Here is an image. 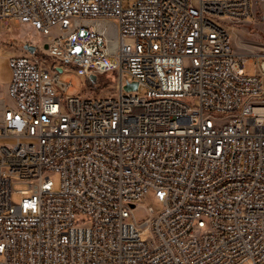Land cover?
<instances>
[{
  "label": "built area",
  "instance_id": "1",
  "mask_svg": "<svg viewBox=\"0 0 264 264\" xmlns=\"http://www.w3.org/2000/svg\"><path fill=\"white\" fill-rule=\"evenodd\" d=\"M253 16L254 0H0V41L10 22L47 37L7 60L0 264H264V54L232 35ZM74 68L118 95L71 94Z\"/></svg>",
  "mask_w": 264,
  "mask_h": 264
},
{
  "label": "rangeland",
  "instance_id": "2",
  "mask_svg": "<svg viewBox=\"0 0 264 264\" xmlns=\"http://www.w3.org/2000/svg\"><path fill=\"white\" fill-rule=\"evenodd\" d=\"M8 28H2L0 41V97H5L7 90V77L10 70L7 60L10 56L25 55L24 45L43 44L47 37L41 32L35 30L31 25H18L10 22ZM234 46L237 53L246 54L248 56L261 52L264 54V0H254V16L249 22L242 23L232 28ZM256 61V60H254ZM58 65V62L52 64ZM256 64L247 62L244 72L248 75L256 73ZM73 72L63 73L62 78H71L76 81V90L71 94L81 96L105 97L110 94L117 96L119 91L117 87L107 80L109 75L98 76L96 82L93 83L88 79L77 74L78 69H72ZM51 179L55 184L56 190L60 187V176L56 173L52 174ZM17 189H27L26 185H17ZM160 204L155 200L154 192L149 191L136 208H134V216L139 224L144 223L151 218L149 208L159 207Z\"/></svg>",
  "mask_w": 264,
  "mask_h": 264
},
{
  "label": "water",
  "instance_id": "3",
  "mask_svg": "<svg viewBox=\"0 0 264 264\" xmlns=\"http://www.w3.org/2000/svg\"><path fill=\"white\" fill-rule=\"evenodd\" d=\"M48 48V46L47 45H45V49H47ZM24 49L25 50H27V51H29L30 53H34L35 52V50H36V47L34 46V45H30V44H26V45H24ZM57 70L59 71V72H62V70L60 69V68H57ZM96 76L95 75H91L90 76V80L93 82V83H95L96 82ZM127 88V90H132V89H135L136 88V85H129V86H127L126 87ZM132 207H134V206H132Z\"/></svg>",
  "mask_w": 264,
  "mask_h": 264
},
{
  "label": "bare ground",
  "instance_id": "4",
  "mask_svg": "<svg viewBox=\"0 0 264 264\" xmlns=\"http://www.w3.org/2000/svg\"><path fill=\"white\" fill-rule=\"evenodd\" d=\"M102 24L106 25V26H113V18L102 17ZM191 227L192 228H199V219H192L191 220Z\"/></svg>",
  "mask_w": 264,
  "mask_h": 264
},
{
  "label": "crops",
  "instance_id": "5",
  "mask_svg": "<svg viewBox=\"0 0 264 264\" xmlns=\"http://www.w3.org/2000/svg\"><path fill=\"white\" fill-rule=\"evenodd\" d=\"M9 77H10V74H9L8 77H7V82H8V80H9Z\"/></svg>",
  "mask_w": 264,
  "mask_h": 264
}]
</instances>
